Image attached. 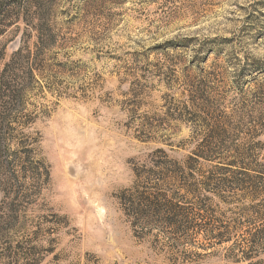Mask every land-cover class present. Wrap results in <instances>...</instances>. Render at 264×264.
I'll list each match as a JSON object with an SVG mask.
<instances>
[{"label": "rangeland", "instance_id": "obj_1", "mask_svg": "<svg viewBox=\"0 0 264 264\" xmlns=\"http://www.w3.org/2000/svg\"><path fill=\"white\" fill-rule=\"evenodd\" d=\"M0 114V264H264V0H0Z\"/></svg>", "mask_w": 264, "mask_h": 264}, {"label": "trees", "instance_id": "obj_2", "mask_svg": "<svg viewBox=\"0 0 264 264\" xmlns=\"http://www.w3.org/2000/svg\"><path fill=\"white\" fill-rule=\"evenodd\" d=\"M0 119H1V122L5 121L4 114H0ZM155 164H153L154 167L152 169H150L148 172L153 173L154 169L161 170L162 164L161 163L158 165H157V163H155ZM174 166H176V164ZM255 168H256V170H258V173H259L258 177L264 178V164H257ZM161 178L162 179H160V180L163 182L164 177H162V175H161ZM139 179L144 180L145 182H147L149 180L148 175L147 176L142 175V177L139 176ZM246 179H247L246 181H245V179L241 180V181L240 180L239 181L233 180V183H231L230 187H227L226 184L222 183V184H216L214 188L216 190H221V191L224 190L223 192H226L227 189L233 187L234 190L239 191L242 194V198H244L245 200L248 199L250 201V203H252L254 200H256V198H258L261 195H264V185H263V183H260L261 187H262V189L260 190L257 188L258 186H256L257 185V178L246 176ZM145 185H147V184H145ZM138 186L136 188H138ZM139 189H143L144 192L139 193V198H137V203L134 201L133 195H131L129 198H127L125 200L127 202L126 211L130 217L135 218V220H137V224H138V220L140 218H146L148 215L160 217L162 214H167V215L175 214L174 209L172 207H170L169 205H162L161 204L162 203L161 200L163 198V195L159 196V195H156L155 193H151L150 191H149L150 193H147L145 191L146 188H144V184H143V186L139 187ZM249 210H252L251 212L254 213L253 206H249ZM254 214H258V213H254ZM167 223H169V225L175 224V223H171L168 221H167ZM134 224L136 226L135 221H134ZM139 227H140V224H139ZM225 230H226L225 233H220L219 235H217V236H219L218 238L222 242H228L229 241V239L227 237H225V235H229V232H228L227 228H225ZM253 242H254V244L259 242L260 243L259 246L261 248H264V232L257 233V235H255V237H254ZM231 251H233V250H231ZM242 260L246 261L248 259L243 257Z\"/></svg>", "mask_w": 264, "mask_h": 264}]
</instances>
